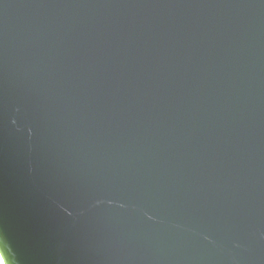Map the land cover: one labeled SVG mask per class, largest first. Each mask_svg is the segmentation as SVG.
<instances>
[{
	"label": "water",
	"instance_id": "1",
	"mask_svg": "<svg viewBox=\"0 0 264 264\" xmlns=\"http://www.w3.org/2000/svg\"><path fill=\"white\" fill-rule=\"evenodd\" d=\"M4 264H264V0H0Z\"/></svg>",
	"mask_w": 264,
	"mask_h": 264
},
{
	"label": "bare ground",
	"instance_id": "2",
	"mask_svg": "<svg viewBox=\"0 0 264 264\" xmlns=\"http://www.w3.org/2000/svg\"><path fill=\"white\" fill-rule=\"evenodd\" d=\"M0 261H2V264H4V261H3L2 257H1V254H0Z\"/></svg>",
	"mask_w": 264,
	"mask_h": 264
},
{
	"label": "snow or ice",
	"instance_id": "3",
	"mask_svg": "<svg viewBox=\"0 0 264 264\" xmlns=\"http://www.w3.org/2000/svg\"><path fill=\"white\" fill-rule=\"evenodd\" d=\"M0 264H2V261H0Z\"/></svg>",
	"mask_w": 264,
	"mask_h": 264
}]
</instances>
